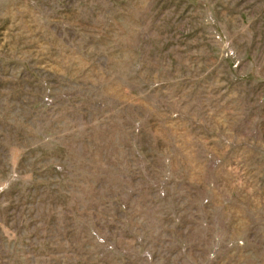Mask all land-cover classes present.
<instances>
[{"label":"rangeland","instance_id":"obj_1","mask_svg":"<svg viewBox=\"0 0 264 264\" xmlns=\"http://www.w3.org/2000/svg\"><path fill=\"white\" fill-rule=\"evenodd\" d=\"M0 264H264V0H0Z\"/></svg>","mask_w":264,"mask_h":264}]
</instances>
